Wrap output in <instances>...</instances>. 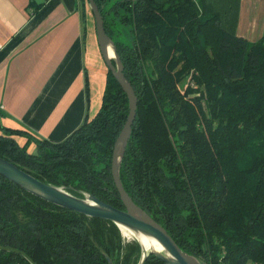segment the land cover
Segmentation results:
<instances>
[{
	"label": "trees",
	"instance_id": "obj_1",
	"mask_svg": "<svg viewBox=\"0 0 264 264\" xmlns=\"http://www.w3.org/2000/svg\"><path fill=\"white\" fill-rule=\"evenodd\" d=\"M94 1L137 97L120 165L125 190L206 264L264 262V32L255 41L236 34L240 0ZM128 111L107 68L91 119L59 142L30 136L33 152L15 139L24 132L0 126V157L124 209L111 158ZM139 256L114 223L0 175V264H136ZM144 264L164 262L149 254Z\"/></svg>",
	"mask_w": 264,
	"mask_h": 264
},
{
	"label": "crops",
	"instance_id": "obj_2",
	"mask_svg": "<svg viewBox=\"0 0 264 264\" xmlns=\"http://www.w3.org/2000/svg\"><path fill=\"white\" fill-rule=\"evenodd\" d=\"M263 32L264 0H240L236 34ZM106 73L87 0H0V126L24 132L18 144L59 142L91 119Z\"/></svg>",
	"mask_w": 264,
	"mask_h": 264
},
{
	"label": "water",
	"instance_id": "obj_3",
	"mask_svg": "<svg viewBox=\"0 0 264 264\" xmlns=\"http://www.w3.org/2000/svg\"><path fill=\"white\" fill-rule=\"evenodd\" d=\"M87 2L94 19L100 55L128 99V115L114 142L111 158L112 179L124 209L114 207L86 191L80 190V196L74 195L64 186L46 183L2 157H0V175L25 191L59 207L114 223L123 237L126 235L123 234L122 228L127 229L131 235L127 237L135 240L140 247V256L136 264H144L149 254L156 256L164 264H206L196 256L182 250L167 230L132 200L121 182L120 165L135 118L137 97L130 82L124 76L116 45L105 31L103 17L98 6L94 0H87ZM109 47H111L112 55L109 53ZM143 237L153 240L160 245L161 249L144 243ZM108 261L111 264L109 259Z\"/></svg>",
	"mask_w": 264,
	"mask_h": 264
},
{
	"label": "bare ground",
	"instance_id": "obj_4",
	"mask_svg": "<svg viewBox=\"0 0 264 264\" xmlns=\"http://www.w3.org/2000/svg\"><path fill=\"white\" fill-rule=\"evenodd\" d=\"M109 53H111V47H109ZM122 232H123V234L124 235H126V236H131L130 235V232L127 230V229H125V228H122ZM142 241L144 242V243H149V244H151V245H154V246H156V248H158V249H161L160 248V245H158L156 242H154L153 240H148V239H146L145 237H143L142 238Z\"/></svg>",
	"mask_w": 264,
	"mask_h": 264
},
{
	"label": "rangeland",
	"instance_id": "obj_5",
	"mask_svg": "<svg viewBox=\"0 0 264 264\" xmlns=\"http://www.w3.org/2000/svg\"><path fill=\"white\" fill-rule=\"evenodd\" d=\"M114 1H115V0H109V4H111V3L114 2ZM109 4H108V5H109ZM108 17H109L111 23H115V22L117 21V20L114 21V18H112V13H109V14H108ZM111 19H112V20H111ZM111 25H112V28L115 29V26H114L113 24H111ZM118 27H119V26H118ZM120 29H122V27H120ZM121 32L123 33L124 31L121 30ZM126 37H127V35H126V33L124 32V33H123V38H126ZM250 41H252V40H250ZM125 239L129 240V239H131V238H129V237L126 236Z\"/></svg>",
	"mask_w": 264,
	"mask_h": 264
},
{
	"label": "built area",
	"instance_id": "obj_6",
	"mask_svg": "<svg viewBox=\"0 0 264 264\" xmlns=\"http://www.w3.org/2000/svg\"><path fill=\"white\" fill-rule=\"evenodd\" d=\"M26 264H35V263H33L32 261H28ZM259 264H264V262H261Z\"/></svg>",
	"mask_w": 264,
	"mask_h": 264
}]
</instances>
